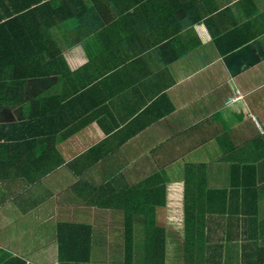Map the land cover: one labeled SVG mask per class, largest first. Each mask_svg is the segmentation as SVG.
<instances>
[{"label":"crops","instance_id":"obj_1","mask_svg":"<svg viewBox=\"0 0 264 264\" xmlns=\"http://www.w3.org/2000/svg\"><path fill=\"white\" fill-rule=\"evenodd\" d=\"M51 1L46 36L7 65L25 87H0L18 101L0 100V258L60 264L68 223L83 228L69 254L153 264L151 225L183 239L191 181L228 210L198 213L217 226L205 255L264 264V0Z\"/></svg>","mask_w":264,"mask_h":264},{"label":"trees","instance_id":"obj_2","mask_svg":"<svg viewBox=\"0 0 264 264\" xmlns=\"http://www.w3.org/2000/svg\"><path fill=\"white\" fill-rule=\"evenodd\" d=\"M52 5L51 0H0V87L11 88L12 90L25 87V82L30 74L22 75V82L20 86L14 85V83H8L7 76L10 74L7 68L10 66L14 70V58L15 53L18 52L19 57L30 56L31 49L28 43H25V39H33L36 40L38 38L46 36V30H43L42 24H45L44 17H45V10L47 7ZM4 11V12H3ZM15 16L19 19L23 20V24H21V29H18L15 24L20 26L16 20ZM38 21V28L36 30L37 35L34 33L35 28H29L30 22ZM26 24V26H25ZM3 33V34H2ZM2 34V35H1ZM22 35V37H21ZM24 42L22 46H19L18 40ZM34 51H40L41 49H33ZM12 70V71H13ZM4 78V79H3ZM11 79H15L13 75L10 76ZM11 90V91H12ZM5 98L7 104H15L17 102H13V99L10 98L9 95ZM3 97H0L2 100ZM25 147V146H23ZM23 162V168L26 167V161ZM30 182L34 181L28 175H24ZM40 177V176H39ZM195 183V180L193 181ZM192 182V183H193ZM191 184H185V192L184 197H181L182 204H181V212L184 214V236L183 239L176 241H172L170 244L168 240H166V229L163 227H159L158 225H151L152 232L154 233H161L164 237L161 240L153 239L154 247L152 248L151 252V259L153 264H168L167 257L170 251H174V246L176 243V249H181L183 256V264H216L213 260H211L207 255H205V250L207 249L208 244V236H206V231H214L217 226L213 225L211 222L209 224L204 219L198 222L197 216L198 213L202 212L204 215L206 212L209 214H216L222 212H227V206L225 207L222 204V200L216 194L217 192L214 190L208 191L205 193L202 189L197 187L191 186L189 189L188 186ZM188 189V190H187ZM191 199L198 201L206 200V206L202 207V211L199 210L200 208L196 207ZM184 200V201H183ZM202 205H205L203 202ZM200 215V216H202ZM127 226V225H126ZM211 226V227H210ZM128 227V226H127ZM126 227V235L124 237L125 249L126 253L129 257H131L133 249H134V237H133V229L129 226ZM82 227L76 224H63L59 229V258L60 264H91L88 263L90 260L89 251L79 253L76 255L69 254L67 251L69 250V246L71 244L78 245V237L82 233ZM165 234V235H164ZM89 243V237L86 239V244ZM169 246L172 248H169ZM80 247H82L80 243ZM88 247L87 245L85 246ZM1 255V252H0ZM3 257V256H2ZM0 258V264L6 260L4 264H26L21 258L16 257H7L5 260Z\"/></svg>","mask_w":264,"mask_h":264},{"label":"built area","instance_id":"obj_3","mask_svg":"<svg viewBox=\"0 0 264 264\" xmlns=\"http://www.w3.org/2000/svg\"><path fill=\"white\" fill-rule=\"evenodd\" d=\"M242 97V94L239 90H237L236 94L231 98V101L237 100Z\"/></svg>","mask_w":264,"mask_h":264}]
</instances>
